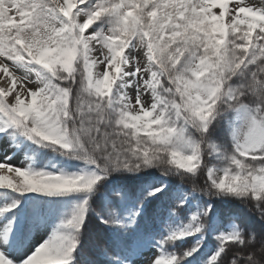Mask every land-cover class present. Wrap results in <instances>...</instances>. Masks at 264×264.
<instances>
[{
    "label": "snow or ice",
    "instance_id": "obj_1",
    "mask_svg": "<svg viewBox=\"0 0 264 264\" xmlns=\"http://www.w3.org/2000/svg\"><path fill=\"white\" fill-rule=\"evenodd\" d=\"M20 138L83 167L0 161V264H264V0H0V140Z\"/></svg>",
    "mask_w": 264,
    "mask_h": 264
},
{
    "label": "rangeland",
    "instance_id": "obj_2",
    "mask_svg": "<svg viewBox=\"0 0 264 264\" xmlns=\"http://www.w3.org/2000/svg\"><path fill=\"white\" fill-rule=\"evenodd\" d=\"M50 150L41 149L37 151V146L32 145L30 142L24 140L23 138L19 139V142L15 144L14 147H9L8 142L4 140H0V161H2L5 156L11 155V160L9 163H14L17 166L22 163H27L29 160L34 164V166L39 170L46 167V170L54 171L57 169H66L68 171H78L82 164L77 161H66L65 158L60 157L56 154H49ZM18 153L19 159H14V155ZM26 156L28 159L26 160ZM55 166V167H53ZM155 171L152 169L149 171ZM159 178H154L150 182L156 181ZM4 192V190H0V193ZM15 194V193H14ZM35 194L29 193L26 195ZM3 195V194H2ZM1 195V196H2ZM37 195V194H35ZM0 196V204L4 203V198ZM48 198V197H45ZM49 199V198H48ZM60 200L61 203L58 205V208L64 210V215H67L74 203V197H60L54 198ZM51 221H49V224ZM58 223V221H57ZM52 228L49 225L41 224L39 228H34L31 231L27 232L19 241L18 244H10L6 251L7 253L14 259L23 258L24 256L30 254L35 246L45 239L48 238ZM212 249V248H211ZM211 249L208 247V251ZM156 249L149 248L146 249L141 257H138L135 261V264H147V257L151 256L155 253Z\"/></svg>",
    "mask_w": 264,
    "mask_h": 264
},
{
    "label": "trees",
    "instance_id": "obj_3",
    "mask_svg": "<svg viewBox=\"0 0 264 264\" xmlns=\"http://www.w3.org/2000/svg\"><path fill=\"white\" fill-rule=\"evenodd\" d=\"M159 178V173L155 170V171H151V173L147 174V175H144L141 179L143 182L147 183V182H150L151 180H153L154 178ZM118 182H123V183H129V184H132V183H137L138 181H134V180H128V181H118ZM172 184H173V190L175 191L176 189V181H172ZM3 194V195H2ZM2 195V196H1ZM16 194L14 193H10V192H1L0 193V196L2 198H4V203L8 200H10L13 196H15ZM27 196H37L35 194H30V195H27ZM40 199L42 201H46L48 200V198H45V197H40ZM3 204V203H2ZM0 204V205H2ZM155 202H153V204H150L149 205V209L151 210V208L154 206ZM41 207H47L46 204L44 205H41ZM217 207H223V205L220 203V202H217ZM173 223L176 225V226H179L180 225V221L178 219L174 220ZM189 239H192V238H189ZM180 243V242H178ZM208 247L209 249L212 248V244H209L207 246V249L203 250L205 252V254L209 253L208 251ZM198 264V262H197Z\"/></svg>",
    "mask_w": 264,
    "mask_h": 264
},
{
    "label": "bare ground",
    "instance_id": "obj_4",
    "mask_svg": "<svg viewBox=\"0 0 264 264\" xmlns=\"http://www.w3.org/2000/svg\"><path fill=\"white\" fill-rule=\"evenodd\" d=\"M15 154H16V153H15ZM13 157H14V159H16V160L19 159L18 153H17L16 155H14Z\"/></svg>",
    "mask_w": 264,
    "mask_h": 264
}]
</instances>
